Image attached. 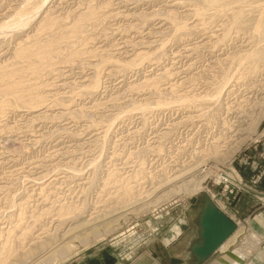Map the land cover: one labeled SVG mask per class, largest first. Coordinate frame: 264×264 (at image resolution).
<instances>
[{
	"label": "rangeland",
	"instance_id": "obj_1",
	"mask_svg": "<svg viewBox=\"0 0 264 264\" xmlns=\"http://www.w3.org/2000/svg\"><path fill=\"white\" fill-rule=\"evenodd\" d=\"M12 1L13 0H0V20L2 19L1 14L3 11L10 8L12 5L15 6L16 3L19 2L18 0H16L17 1L16 3L15 1H13L12 3ZM90 1L91 0H56L50 4V6L53 7V9L51 7V9L53 10V14L51 16L53 17L58 16L59 18L62 17V20L65 23L64 27L65 26L68 27L70 24H72L70 23V21L71 22L73 21V18H71L72 17L71 15L75 13L74 10H77V11L82 10L81 12H83L87 9L89 5L90 7L94 9L96 8L95 10L93 9L96 13L95 16H97V19L100 18L98 21L96 19L95 23L93 22V19H91L90 21L87 22L89 23V25H87V23L83 20V22L86 23L84 24L86 26L84 28V31H85L84 34L85 35L89 34L88 36H90L91 34V37H88L87 38L88 40L85 39L84 46L83 44H81L82 47L80 46V44H78L77 41H75L77 42V43H74V46H76L75 50H79V52L80 51L82 52L83 50V53H79L80 55L78 54V56L76 55L78 58L77 57L74 58L75 57L74 56L70 62L68 61V59H66L67 60L66 62L65 60V58H67L66 55L64 56L61 53H59V55L60 54L61 55L57 56L59 57L58 60L54 56L57 62L55 60L53 64H52V61H50V59L54 60L53 59L54 57L50 59L44 58L39 68L37 69L38 71L34 75L35 77L32 75L34 78H36L35 79L37 80L36 82L39 81L43 84H44V81L47 84L52 83L51 81L55 83L56 80L58 82L57 84H59L60 82V85H57L55 83L58 86L56 87L57 93L54 92L55 94L53 93L52 96L49 95L51 98H49L48 96L49 98L48 100L52 101V100H56L57 98H58L57 100H60L59 98H62L63 100L61 99L62 101L60 100V102H64L62 103L63 106L62 104H59V105L55 104L54 105L55 107L53 106L54 108H52L53 110L52 109H49L50 111L47 110L43 114V116L33 118L34 120L30 118V115L28 114V112L23 108L22 109L16 108L13 111L8 109V111H5V113L1 115L2 117L0 116V122H1L0 123V136H1L0 137V152H1L0 153V195H1L0 196V209H1L0 210V242L2 241L3 238H5L6 233H7L6 231L7 230L10 231V228L14 226V224L17 222L19 216H23L22 220H24L23 221V223H25L24 225L27 226V228L32 229V230L27 229V228L25 229L31 232L30 235L32 234V236L30 237H33L35 239L39 238V241H43L44 239L46 240L48 237L52 235H55V236L56 234L61 235L67 230V228L69 229V227L71 226L70 224L71 216L70 217L67 216L69 217L67 218L68 221L65 222L64 224H62L61 226L59 224V219H62L64 217L62 216L61 218L60 215L65 214L64 213V211L66 212L65 209L70 208V207L67 208V206L70 205V206L75 207L76 209L80 207L88 208L89 210L87 209L86 210L89 211V213L86 210L84 212L86 214L83 213V216L86 217L87 215L86 218H89L90 214H92L91 216H96V213L101 214V212L103 213L105 211H109L110 210L109 206H112L116 197L119 196V192H120L119 184L125 179L126 177L125 173L127 175L129 174L127 177L129 178V182L133 184H135V179L131 178L130 175L132 176L134 172L142 170L144 172L150 171L151 174L153 173V178L149 180V183H148L149 178L148 179L147 178L145 179L144 177L140 178L141 180L143 179L142 180L143 184L140 183L141 181H139L140 183L139 186L141 190L145 191L149 189L153 183L155 184L161 178L166 177L167 176L166 172L171 173L169 175H172V173H174L175 171L181 168L184 169L187 166H189L190 168L195 166V165L192 166L191 164L198 157H200L203 151L208 152L210 150L209 146L211 145V141L213 142L214 140L213 137L216 138L217 135L223 134L225 131H227L225 130L226 128L223 129L221 128V126L217 128V126L220 124H207L206 123L207 120L206 119L204 120L205 117L199 116L202 114L203 111H205V107L208 108L206 109L207 110L206 113L210 112L211 109L209 108H211V105L206 104V105H202L201 106L202 108L198 107L202 111L200 112V109L198 108L196 109V107H192L193 104H190L189 106H179V104L178 105L175 104L176 102L174 103L175 99L173 98L178 99L179 94H180L179 96L184 95L185 97H188V98L189 97L190 98H194V97L200 98L201 94L203 96L207 92V90H209V87H211L210 83L213 82L212 78L214 77L216 72L220 69L221 65H219V62L225 60L227 58V55L234 53V51L236 52L237 51L236 49L239 50V49H244L245 47H249L246 34L236 33L237 31H235V29L233 28L235 32L233 31V29H231L228 32L229 34H227L228 35L227 38L224 39V42L221 41L222 43L220 42L218 43L219 45L216 44V46H211V43L215 41L214 37L212 39L209 38V39L203 40L209 35L207 34L198 35L199 33L191 35V36H187V38L185 37L183 40H181L182 42L177 43V42H173V40L169 38L171 37L170 34H168L169 31L172 34V31L169 28L170 26L168 27V25H166L167 23L163 21V18L161 17L160 14L159 15L154 14V11H156L157 8H158L157 10L159 9L162 10V7H163L162 4L165 1H160V2L155 1L154 2L153 0L151 1L139 0L138 2V0H134V1L132 0L133 1L132 2L131 0H128V1L118 0L119 2L117 3H116V0H92L91 2ZM126 1H127V4H126ZM57 2L60 4H58ZM97 3H100V4H97ZM137 3H139L140 5L139 4L136 5ZM104 5H105V8L101 9L102 6L104 7ZM129 7L130 9H127ZM134 7L138 8V11H140L141 13L137 12V9L136 8L134 9ZM185 9L186 8L181 7L177 11L179 14H182L184 13ZM152 10H153V16L151 15ZM135 11H136V14L134 13ZM116 12H119L120 14H124V15H119V13L116 14ZM150 12L151 14H149ZM128 13H130V15ZM147 13L149 16L147 15ZM106 14L109 16H107ZM114 14H116L117 16ZM125 14L127 17L125 16ZM133 14L137 16L135 17V15ZM150 15L152 16V19L151 21H148L147 18L148 17L151 18ZM69 16H70V19H69ZM144 16H146V19L144 18ZM105 17L107 19H105ZM111 17H114V18H111ZM146 20L148 22L145 23ZM189 20L190 19H188V23H190L191 21L192 22L194 21V19H191L190 22ZM90 23L93 25H91ZM160 23L161 25L158 26V24ZM130 24H132V26H130ZM217 24L219 25V27L217 26ZM220 24L221 22L214 24L212 26L214 29L211 28L209 30L213 31L214 33L216 31L215 35L220 34L221 32ZM55 27L52 29L53 34L54 32L61 29V26H59V28L58 27L55 28ZM167 27H168V30L166 29ZM27 29H28L27 31H30L31 28H27ZM146 29L149 31L147 32ZM163 29H164V32H163ZM143 33H145V35ZM147 33H149V35ZM214 33L212 35H214ZM46 35L47 37H49L48 33L46 32H42V34L40 33L39 34L40 40L45 38ZM93 36L95 39L93 38ZM21 37L22 36H20L19 38ZM164 37H166L165 40L163 39ZM69 38L72 40L74 38V35H71ZM168 38H169V41L166 40ZM188 38L189 39L191 38L190 41ZM66 39L67 38H64L62 40L64 42H59L57 45L53 46V48L54 49L56 48V50H59L60 49L59 45H61V47H64L63 45H65ZM147 40H149L150 42L149 41L147 42ZM211 40L212 42L210 43ZM137 41L138 43L135 44ZM155 41L158 44L164 41L163 43L164 45L162 49L163 51L165 50L164 51L165 53H164L161 49L162 55L159 57L157 62L149 61L147 63L144 61L140 64H136L132 66L131 70L129 69L126 72L116 71V73L115 72L111 73L112 75L108 73V67L110 63H108V65L101 63L102 67H104L103 65H105V67L107 66L108 67L106 69L105 67L102 68L100 65L101 69L99 70V81H98L99 82V85H98L99 93L97 91V93L94 94L92 97L86 98L87 95L85 96L84 94H81L82 95L81 96L77 92L78 90L77 87L78 85L81 84L79 83V81L86 80L85 78L86 76L88 78L89 77L91 78L95 71L93 69L97 67L96 65L100 64L99 62L102 59L103 61L106 60V58H110V57L111 58L113 57L114 59V57L116 56L115 57L116 60L117 59L120 60L119 58H122L121 60H125V59L127 60V59H130L132 55H134L133 53L135 51L137 52L144 48L147 51H152V50L154 51L156 48H158V44L156 46L154 44ZM203 41L209 44L207 46L203 45V47H197V46L202 45L204 43ZM97 42L99 46L97 45ZM143 42L144 43L146 42V44H144ZM242 42H244V46H241ZM60 43H62L63 45ZM142 43L144 45H141ZM77 44L79 45V47ZM213 44L214 42L212 43V45ZM9 45L11 48L13 44H9ZM136 45L138 48L140 47L139 50L136 47ZM146 45L149 46L148 47L149 49L152 46L153 47L150 50H148ZM5 46L6 45L0 46V48L2 47L0 49L1 52L4 53L2 55L0 52L2 56H4L5 54H6L5 56H7L8 53L11 51V50H7ZM6 47H9V46L7 45ZM185 47H186V51H185ZM95 48H98L101 51ZM104 48H106L105 51H104ZM63 49L61 48L60 50H63ZM108 50H109L110 55L108 53ZM111 52L114 53L113 54L114 56L111 54ZM127 52L129 53L131 57L127 54ZM1 55H0V59L3 60L1 58ZM61 56H63V59H62L63 61L61 60ZM46 59L48 60V63L49 61L51 62V64L50 63L46 64V66L49 65L50 67L51 65L52 66L51 68L55 69L54 72L57 69H59L57 70L58 72L56 71L55 78H54L55 73L53 72V70L50 71V68L48 66L47 67L43 66L45 65ZM59 60L61 61L59 62ZM161 60L163 61L161 62ZM1 62H4V61H0V63ZM93 64H95V66ZM163 64L166 66L164 67ZM46 68H49V70H47ZM65 72H67V74ZM57 74L60 75V78L59 76H57ZM63 74L66 75L67 77L63 76ZM90 74L91 76H89ZM160 74H162V76ZM79 75H81L85 79H82V77ZM26 76L27 75L24 74L22 77H20L22 80H24V83L27 82V81L25 82V79L29 78V76H27V78ZM149 77L152 79L154 78V79L153 80L151 79L152 80L151 81L150 79H148ZM34 78H32V80H34ZM260 78H261V81L263 80L262 82H264V74H261ZM62 79L65 80L64 82L66 83H64ZM144 80H147V81L149 80L150 81L149 83L151 84L142 85ZM136 81L139 84H137ZM87 83H89V81ZM131 83L132 85H134V87L130 85ZM62 84L64 85V87ZM140 84L142 86H140ZM239 84L240 85L236 86L237 88L234 87L233 93L230 94L226 100L228 106L230 105L229 106L230 108L229 116H232V115L234 116L235 114L237 115L236 112H240V110L241 112L242 111L245 112L246 110V113H249L251 111V108H252V111H254L253 114H257L259 111L255 110L254 108L255 106L253 107L251 106L253 105L251 103L254 101L253 98H252V101L250 100L253 94V92H250L253 89L252 87L253 85L250 84L249 79L248 81L241 80ZM137 86L138 87L140 86V88H138ZM169 87H172V88H169ZM23 89H25L24 86H23ZM244 89L245 90L248 89L245 91L246 93L243 91ZM181 90H182V93H181ZM23 92H25V90H23ZM70 93L72 94L69 95ZM199 93H200V96H199ZM192 94H194V97ZM247 94L248 96H246ZM54 96H57V97L53 98ZM66 97H68L69 99L67 98L68 99L67 100ZM240 97H243V98L250 97V99L248 98L247 101H245L243 100V98H240ZM64 98L66 99V101L64 100ZM139 99L140 100L142 99L143 104H140V103L138 104V102L142 103V101H140ZM90 100L92 101L90 102ZM94 100L97 102V104L96 102H94ZM153 100H155L154 103L160 100V101H163L164 103H170V104H165L161 107L157 106V104L156 105L152 104V107H153L152 109H149L150 108L149 106L148 107L145 106L147 105L145 101L153 102ZM248 100H250L249 102L251 103V105L248 102ZM135 101L137 102L135 103ZM67 102H68V106L69 105L71 106V107L67 106L68 109L66 108ZM133 105L147 107V110L144 112L145 114L143 113V115L142 114L140 115V113L138 114L134 112V113H131L132 114L131 116V114L124 113L126 109H128L129 107L130 108L133 107ZM207 105L210 107H207ZM243 106L246 109H243ZM247 106H249V109ZM78 107L81 108V111H79ZM62 109L65 110V111H62L63 113L61 112ZM69 109L71 110L69 111ZM74 110H77L78 112L77 111L74 112ZM252 111L250 112L251 115H252ZM65 112L66 113L69 112V113L65 115ZM71 112H74V113L71 114ZM220 112L222 113L221 116L223 117L225 116L224 114L228 115L227 113H224L225 109H224V112L223 110H221ZM74 114L76 115L78 114V115L77 116L75 115L74 117ZM108 121L113 122V124L111 125V128L108 127L110 124L108 123ZM258 121L259 123L257 125L256 132L252 133L249 139H247L242 144H240L238 149H236L234 153H230V152H229L230 154L226 153L228 149L225 146L227 144L221 143L220 146H222L221 149L223 150L219 148L220 154L218 152L219 155L217 156L215 155L216 157H212L211 161H208L209 163L206 165V166H209L211 164L214 166L215 164L218 169H225V167L227 168L229 166H232L241 176L243 180L244 188L237 187L233 184L227 185V187H225L223 182H220V183L216 182V178L214 174L212 173L208 175L205 174V172L209 170L205 166L203 168L204 169L203 173H201L202 175H200L201 177L204 176V174L206 175V177L202 180L203 189L200 190L198 193H196L194 196L181 197V198L180 196H176L174 199L170 201L162 202L158 207H155L154 209H151L150 211L141 212L137 214H129L127 218H122L116 221L117 224L116 223L114 224L112 231H109L108 233H106L103 237H101L98 240H91L86 245H82V246L79 245L78 248L74 250V253H72L71 255H69L68 257L62 260L56 261L54 264H81V263L84 264L85 262L89 261L91 258L95 257L96 254H100L101 252L108 253L111 255V257L114 256L112 260L106 261L104 262V264L106 263L108 264L111 262L112 263L119 262L120 264H134V263L136 264L138 262L139 257L145 253L147 255L148 253L150 254L152 253L155 255V257H158L160 256V252H159L160 249L162 248L164 249V247L159 241V237L163 233V231L171 224V222H173V220L180 213H185L187 215L188 220L190 221V229L181 236V238L183 239L182 243L175 249L176 251L175 254H177L178 257H184L187 254L185 247H187V245L189 244V241H193L195 239L197 240V235L195 234L196 231L194 230V228H196L194 222L196 220V216L198 212L200 211V206L198 205L197 202L191 203L190 200L191 198H199L202 195H207L208 197L212 198L215 204L217 203V205L224 206V210H225L224 213L228 218L232 219V221L235 223V230L240 226L243 227V233L237 238L236 242L225 250L218 249L217 251L219 252L216 251V254L211 256L213 257L214 260L208 264H223L222 262L220 263V261H218L220 259L219 257H221L222 255L220 254V252H225L229 250L231 251L239 250L240 253L244 255L243 259H241V261L239 260L238 264H252V263L253 264H264V238H262L261 236L257 234L256 232L257 230L254 227L255 225H259L260 223H262L263 222L262 219L264 218V217H261L262 216L261 214H263L264 216V199L260 198L264 195V117L259 118ZM219 128L221 129V131L222 130H225V131H223L222 133L219 130ZM201 148H204V149H201ZM199 149L202 151H198ZM222 152L223 153L225 152V154H223ZM224 157H225V160H224ZM216 161L218 163H216ZM142 167H144L145 169ZM189 167L187 170H190ZM211 170L213 171L214 168L211 167ZM156 172H158L159 174H157ZM154 173H156L155 176H154ZM44 174H45V177H44ZM111 175L114 176V178H112ZM7 176L8 177L10 176V177L8 178ZM159 176L161 178H158ZM127 177L125 180H128ZM248 188H251L255 190L256 192H260V194H258V196L254 195L252 194V192L247 190ZM60 204L63 206L65 205L63 210L62 208L59 207ZM93 205L97 210L93 207ZM103 206L105 207L104 210H103ZM223 206L221 207L223 208ZM73 207L70 209H73ZM91 207H93L95 211L92 210ZM90 211H94V212L90 213ZM74 212H75V209H74ZM34 214L38 217L36 218ZM33 220L36 221L35 224ZM54 220H56V222ZM55 223H58V224L56 225ZM30 224H32L31 225L32 227L31 226L28 227V225ZM62 229L65 231H63ZM20 231H21L20 228H18L17 230H14L13 233L15 232L14 235L17 236ZM30 237L24 240L23 241L24 243L21 242L22 244L21 243L18 244L17 242L13 244L14 245L13 250H14L15 257L10 256L9 258H12L10 259L11 261L13 260L15 262L16 257L19 256L21 253H24L29 248L31 247L33 249L35 248L33 247L35 240L33 239V241L30 243L29 242L31 239ZM180 239H178L177 241H179ZM18 249H20V251ZM233 256L236 257L237 256L236 253L232 254V258H234ZM115 257H116V260H115ZM172 260L173 262H176L175 258ZM154 264H156V262ZM231 264H234V263H231Z\"/></svg>",
	"mask_w": 264,
	"mask_h": 264
},
{
	"label": "bare ground",
	"instance_id": "obj_2",
	"mask_svg": "<svg viewBox=\"0 0 264 264\" xmlns=\"http://www.w3.org/2000/svg\"><path fill=\"white\" fill-rule=\"evenodd\" d=\"M15 3L17 2L16 0ZM12 1V3H13ZM19 2L16 3L15 6H12L8 9H4L5 11H1L2 14V19L0 20V46L3 45H8L9 47L5 48L7 50H11L7 56H2L4 53L1 52V58L3 60L0 59V61H4L0 63V116L5 113V111H8V109L10 110H15L16 108H20V109H25L28 114L30 115V118H37L39 116H43V114L49 110L54 108L55 104L59 105L62 104L64 102H60V100L62 98H59L60 100H48L49 98H51L49 95L52 96V94L55 92L57 93L56 87H58L57 85V80H56V84L51 81L52 83H46L44 81V84L41 82H36L37 80H35L36 78H34L36 72L38 71L37 69L39 68L42 60H44V58L50 59L52 57H56V59L58 60L59 57H57L59 55V53H61L62 55H66L68 59V61L70 62L71 59L74 57L76 58L78 56L79 53H83L79 50H75L74 43L80 44V46L82 47L81 44H83L84 46V41L85 39H87L88 37H91L88 35L84 34V28L86 27L84 24H86L88 21H90L91 19H93V22L95 23L97 16H95V9L90 7V5L87 7V9L83 12L81 11H77L74 10L75 13H71L73 18V21L70 23L68 27L65 26L64 21L62 20V17L59 18L57 17H53L51 16L53 14V7L50 6V4L56 0H18ZM92 1V0H91ZM90 1V2H91ZM128 1V0H127ZM126 1V4H127ZM132 1V0H131ZM134 1V0H133ZM132 1V2H133ZM144 1V0H142ZM147 1V0H145ZM151 1V0H148ZM155 1H165L163 2V7L162 10H157L154 11V14H160L161 17L163 18V21H165V23H167L166 25H168V27L170 28V30L172 31V34H170L173 42H182L181 40H183L185 37L187 38V36H191L194 34L199 33L200 34H207L209 36H207L205 39H209V38H215L214 44L212 45V40L210 41L211 46H216L219 45L218 43H220L221 41L224 42V39L227 38V34H229L228 32L231 29H235V31H237L236 33H242V34H246L247 35V41L249 43V47H245L244 49H236L237 51L230 55H227V58L223 61L219 62L220 69L216 72V74L214 75V77L212 78L213 82L210 83L209 90H207V92L201 97H193L194 98H188L185 97L184 95L179 96L178 95V99L177 98H173L174 103L175 104H179V106H189L190 104H193L192 107H196V109L198 107L202 108V105H211V109L210 112L206 113V108L205 107V111H201L200 108V112H202L201 115L202 117H205L204 120L206 119V123L207 124H220L217 126V128L219 126H221V128H226L225 130H222L219 128V130L223 133V131H225L223 134L217 135L216 138L213 137V142L211 141V145L210 150L208 152H202V154L200 155V157H196L195 161L191 164L195 165L193 167H189V166H185L186 168H181L177 171H175L174 173H172V175H169L171 173H167V176L164 178H161L160 176L158 178H161L160 180H158L157 183H153L152 186L147 189V190H141L139 184L142 183V180L140 178H149L148 179V183L149 180L151 178H153V173L151 174L150 171H136V172H132V176L130 175L131 178L135 179V184L130 183L129 182V178L127 177L128 175L125 173L126 177L128 178V180L125 179L120 182L119 184V196L116 197V199L114 200V203L112 206H109L110 210L109 211H105V212H101V214H97L96 216H91L92 214H90L89 218H86L85 216H83V213L85 212V210H89L88 208H75L73 206H67V208H72L73 209H65L66 212L64 211L65 214L60 215L61 218L62 216H64L62 219H59V224L60 226L62 224H64L65 222L68 221L67 218H69L71 216V226L69 227V229L67 228V230H63L65 231L63 234L61 235H52L50 237H48L46 240L44 239L43 241H39V238H33L30 237L32 236V234L30 235L31 232L25 230L27 228V226H25L23 223L24 220L23 216H19L17 222L14 224V226H12L10 228V231H6V236L5 238L2 239V241L0 242V264H54L56 261L58 260H62L66 257H68L69 255H71L72 253H74V250H76L78 248V246H82V245H86L88 242H90L91 240H98L101 237H103L106 233H108L109 231H112V228L114 226V224L122 219V218H127L129 214H137V213H141V212H147L150 211L151 209H154L155 207H158L162 202H167L170 201L172 199H174L176 196H180L181 197H192L194 196L196 193H198L200 190L203 189V185H202V180L206 177V175L208 174H214L215 178H216V182H223L224 186L226 185H230L233 184L237 187H242L243 186V180L241 178V176L238 174V172L232 167H225V169H218L216 167V165H209L206 166L209 162L211 161L212 157H216L217 155L220 154V150L222 146H220L221 143H226L227 145L225 147H227V152L226 153H234L236 149H238L239 145L242 144L244 141H246L247 139H249L252 135V133L256 132L257 129V125L259 123V118L264 117V82L261 81V74H264V0H153ZM60 2V1H58ZM57 2V3H58ZM62 2V1H61ZM86 2V1H85ZM89 2V1H88ZM119 2L118 0H116V3ZM130 2V1H129ZM139 2V0H138ZM141 2V1H140ZM11 3V2H10ZM83 3V2H82ZM87 3V2H86ZM103 3V2H102ZM124 3V1H123ZM136 3V1H135ZM60 4V3H58ZM56 4V5H58ZM100 4V3H97ZM119 4V3H118ZM134 4V3H133ZM132 4V5H133ZM139 3H137L136 5H138ZM150 4V3H149ZM55 5V4H54ZM53 5V6H54ZM108 5V4H107ZM117 5V4H116ZM140 5V4H139ZM151 5V4H150ZM97 6V5H96ZM112 6V5H111ZM131 6V5H130ZM52 7V9H51ZM101 7V5H100ZM108 7V6H106ZM127 7V6H125ZM138 7V6H137ZM144 7V6H143ZM151 7V6H149ZM148 7V8H149ZM184 7L186 8L184 10V13L179 14L178 13V9ZM98 8V7H97ZM105 8L102 6L101 9ZM110 8V7H109ZM119 8V7H118ZM136 7H134L135 9ZM72 9V8H71ZM94 9V10H93ZM100 9V10H101ZM121 9V8H120ZM127 9H130L127 8ZM133 9V10H134ZM137 12L138 11V8ZM3 10V9H2ZM99 10V9H98ZM106 10V9H105ZM111 10V9H110ZM181 10V9H180ZM104 11V10H103ZM102 11V12H103ZM117 11V10H116ZM120 11V10H119ZM130 11V10H129ZM144 11V10H142ZM151 11V10H150ZM80 12V13H79ZM108 12V11H107ZM114 12V11H113ZM183 12V10H182ZM111 13V12H110ZM119 12H116V14ZM127 13V12H126ZM131 13V12H130ZM130 13H128L130 15ZM136 14V11L134 12ZM141 13V12H140ZM181 13V12H180ZM65 14V13H64ZM105 14V13H104ZM113 14V13H112ZM114 14V15H116ZM132 14V13H131ZM133 14V15H135ZM151 14V12L149 13ZM107 15V14H106ZM105 15V16H106ZM112 15V16H114ZM119 15H124V14H120ZM128 15V16H129ZM131 15V16H133ZM140 15V14H139ZM138 15V16H139ZM144 15V14H143ZM142 15V16H143ZM148 15V13H147ZM153 16V10H152V14ZM150 15V16H151ZM68 16V15H67ZM104 16V15H103ZM102 16V17H103ZM109 16V15H107ZM111 16V14H110ZM117 16V15H116ZM126 16V14H125ZM137 15H135L136 17ZM149 16V15H148ZM151 18H147L148 21H151ZM180 16V17H179ZM99 17V16H98ZM120 17V16H119ZM127 17V16H126ZM114 18V17H111ZM116 18V17H115ZM121 18V17H120ZM125 18V17H124ZM131 18V17H130ZM144 18L146 19V16H144ZM70 19V16H69ZM95 19V20H94ZM100 19V18H99ZM97 19V21L99 20ZM105 19H107L105 17ZM142 19V18H141ZM158 19V18H157ZM188 19H194V21L189 22L188 23ZM224 19V20H223ZM67 20V18H66ZM83 20L86 22H83ZM112 20V19H111ZM139 21V20H138ZM147 20L145 21L148 22ZM136 22V21H135ZM140 22V21H139ZM161 22V21H160ZM221 22V32L220 34H216L213 31H210L209 29H214L212 26L216 23ZM92 23V22H91ZM90 23V24H91ZM100 23V22H99ZM103 23V21H102ZM143 23V24H145ZM151 23V22H150ZM164 23V22H163ZM111 24V23H110ZM142 24V23H140ZM149 24V23H148ZM87 25H89V23H87ZM93 25V24H91ZM138 25V23H137ZM161 25L158 24V26ZM58 27L61 26V29L54 32V34L52 33V29L54 27ZM130 26H132V24H130ZM135 26V25H134ZM141 26V25H140ZM146 26V25H145ZM149 26V25H148ZM157 26V24H156ZM217 26L219 27V25L217 24ZM55 27V28H56ZM91 27V26H90ZM97 27V26H96ZM138 27V26H137ZM168 27L166 28L168 30ZM27 28H31L30 31H27ZM57 28V29H58ZM130 28V27H129ZM133 28V27H132ZM153 28V27H151ZM217 28V27H216ZM51 29V30H50ZM117 29V28H116ZM139 29V28H138ZM150 29V28H149ZM157 29V27H156ZM159 29V28H158ZM161 29V28H160ZM233 29V31H234ZM87 30V29H86ZM135 30V28H134ZM145 30V29H144ZM147 30V29H146ZM151 30V29H150ZM153 30V29H152ZM166 30V31H167ZM216 30V29H215ZM220 30V29H219ZM89 31V30H88ZM149 30H147L148 32ZM162 31V30H161ZM234 31V32H235ZM42 32H46L48 33L45 36V38H43L42 40H40V36L39 34ZM51 32V33H50ZM144 32V31H143ZM164 32V29H163ZM162 32V33H163ZM168 32V31H167ZM166 32V34H167ZM218 32V31H217ZM88 33V32H86ZM115 33V32H114ZM160 33V32H158ZM161 33V34H162ZM214 33V35H212ZM142 34V33H141ZM145 35V33H143ZM149 35V33H147ZM153 34V33H152ZM160 34V35H161ZM164 34V33H163ZM52 35V36H50ZM71 35H74V40L70 39L69 37ZM96 35V34H95ZM125 35V34H124ZM151 35V34H150ZM155 35V34H154ZM159 35V36H160ZM241 35V34H240ZM20 36H22L21 38H19ZM111 36V35H110ZM136 36V35H135ZM142 36V35H141ZM156 36V35H155ZM205 36V35H204ZM85 37V38H84ZM96 37V36H95ZM106 37V36H105ZM151 37V36H150ZM194 37V36H193ZM198 37V36H197ZM64 38H67L65 41V45H63L64 47H61V45H59V48L65 50H56V48L54 49L53 46L57 45L59 42H64L62 41ZM94 38V36H93ZM166 37H164L163 39L165 40ZM169 38L166 39L169 41ZM92 39V38H91ZM95 39V38H94ZM93 39V41H94ZM126 39V38H125ZM150 39V38H149ZM162 39V40H163ZM189 39V38H188ZM191 39V38H190ZM189 39V41H190ZM88 40V39H87ZM97 40V39H96ZM13 41V43H12ZM77 41V42H75ZM92 41V40H91ZM136 41V40H135ZM149 40H147L148 42ZM161 41V40H160ZM158 41V42H160ZM197 41V40H196ZM201 41V39H200ZM207 41V40H206ZM226 41V40H225ZM231 41V40H230ZM122 42V41H121ZM130 42V41H129ZM140 42V41H139ZM150 42V41H149ZM152 42V41H151ZM156 42V41H155ZM155 46L158 44L157 42L155 43ZM166 42V41H165ZM195 42V41H194ZM199 42V41H198ZM204 42V41H203ZM135 43V42H134ZM138 41L135 43L137 44ZM144 43V42H143ZM146 44V42L144 44ZM163 42H160L158 44V48H154L155 50L153 51H147L145 48L140 50V51H135L132 55V57L129 55V53L127 52V54L131 57L130 59H125V60H121L122 58H119L120 60H116V56L111 58H106V60L103 61V59L99 62L100 64L96 65L97 67H95L93 70L94 74L92 75V79L89 77H85L86 80L84 81H79V83H81L80 85H78V90L77 92L81 95L84 94L85 96L87 95L86 98H90L92 97L94 94L97 93L98 91V85H99V70L101 63L102 64H106L108 65V63H110L109 67H108V73L111 74L113 72L116 73V71H121V72H126L127 70H131V67L136 65V64H140L142 62H149V61H153V62H157V60L159 59V57L162 55V51H163ZM222 43V42H221ZM235 43V42H234ZM9 44H13L12 47L10 48ZM77 44V45H78ZM94 44V43H93ZM150 44V43H149ZM201 44V42H200ZM209 43L204 42L202 45L197 46V47H203L207 46ZM241 44V43H240ZM243 44V45H242ZM241 46H244V42H242ZM98 45V42H97ZM96 45V46H97ZM114 45V44H113ZM118 45V44H117ZM131 45V43H130ZM139 45V46H141ZM199 45V43H198ZM232 45V44H231ZM247 45V44H246ZM245 45V46H246ZM99 46V45H98ZM101 46V44H100ZM110 46V45H109ZM128 46V45H127ZM134 46V44H133ZM147 46V45H146ZM145 46V47H146ZM178 46V45H177ZM222 46V44H221ZM224 46V44H223ZM79 47V45H78ZM105 47V46H104ZM107 47V46H106ZM118 47V46H117ZM125 47V46H124ZM132 47V46H131ZM137 47V45H136ZM149 46H147L148 48ZM153 47V46H152ZM151 47V48H152ZM189 47V46H188ZM192 47V46H190ZM196 47V45H195ZM232 47V46H231ZM2 48V47H1ZM0 48V49H1ZM10 48V49H9ZM93 48V47H92ZM99 48V47H98ZM95 48V49H98ZM138 48V47H137ZM140 48V47H139ZM138 48V50H139ZM150 48V49H151ZM212 48V47H211ZM241 48V47H239ZM109 49V48H108ZM112 49V48H111ZM131 49V48H130ZM136 49V48H134ZM148 48V50H150ZM162 49V51H161ZM191 49V48H190ZM195 49V48H194ZM209 49V48H208ZM226 49V48H225ZM6 50V51H7ZM90 50V49H89ZM100 50V49H98ZM96 50V51H98ZM106 50V48H104V51ZM120 50V49H119ZM189 50V49H188ZM213 50V49H212ZM3 51V50H2ZM101 51V50H100ZM99 51V52H100ZM129 51V50H128ZM165 51V50H164ZM163 51V52H164ZM168 51V50H167ZM185 51H186V47H185ZM230 51V50H229ZM5 52V51H4ZM95 52V50H94ZM107 52V51H106ZM105 52V53H106ZM117 52V51H116ZM119 52V51H118ZM125 52V51H124ZM123 52V53H124ZM194 52V51H193ZM210 52V51H209ZM221 52V51H220ZM224 52V51H223ZM109 53V50H108ZM107 53V54H108ZM126 53V52H125ZM165 53V52H164ZM175 53V52H174ZM189 53V52H188ZM228 53V52H226ZM225 53V54H226ZM231 53V52H230ZM60 54V55H61ZM86 54V53H85ZM106 54V55H107ZM111 54L113 55L114 53L111 52ZM187 54V53H186ZM59 55V56H60ZM77 55V56H76ZM80 55V54H79ZM91 55V54H90ZM104 55V53H103ZM110 55V53H109ZM123 55V54H122ZM126 55V54H125ZM181 55V54H180ZM184 55V54H183ZM213 55V54H212ZM85 56V55H83ZM82 56V57H83ZM101 56V55H100ZM114 56V55H113ZM174 56V55H173ZM186 56V55H185ZM224 56V55H223ZM55 57L53 58L54 60L53 62L56 60ZM97 57V56H96ZM105 57V56H103ZM108 57V56H107ZM128 57V56H127ZM225 57V56H224ZM78 58V57H77ZM129 58V57H128ZM46 59L45 65L43 62V66H46V64H51V62ZM63 59V56H61V60ZM70 59V60H69ZM92 59V58H91ZM101 59V58H100ZM217 59V58H216ZM219 59V58H218ZM56 60V62H57ZM59 60V62L61 61ZM95 60V59H94ZM63 61V60H62ZM97 61V60H96ZM99 61V60H98ZM163 60H161L162 62ZM183 61V60H182ZM219 61V60H217ZM216 61V62H217ZM67 62V60H66ZM90 62V61H89ZM215 62V63H216ZM74 63V62H73ZM80 63V62H79ZM94 63V62H93ZM218 63V62H217ZM64 64V63H63ZM75 64V63H74ZM82 64V63H81ZM87 64V63H86ZM92 64V63H91ZM97 64V63H96ZM56 65V64H55ZM60 65V64H59ZM89 65V64H88ZM95 66V64H93ZM153 65V64H152ZM164 65V64H163ZM174 65V64H173ZM42 66V67H43ZM49 67V65H47ZM46 66V67H47ZM93 66V67H94ZM105 67V65H103ZM166 65H164L165 67ZM178 66V65H177ZM188 66V65H187ZM52 66L50 65V71L54 70L53 68H51ZM72 67V66H71ZM102 67V65H101ZM102 67V68H104ZM107 67H105L107 69ZM45 68V67H44ZM49 68H46L47 70H49ZM183 68V67H182ZM43 69V68H42ZM91 69V68H90ZM185 69V68H184ZM41 70V69H40ZM59 70V69H57ZM56 70V71H57ZM61 70V69H60ZM67 70V69H66ZM69 70V69H68ZM189 70V69H188ZM56 71L53 73L54 74V78L56 75ZM63 71V69H62ZM61 71V72H62ZM83 71V70H82ZM134 71V70H133ZM162 71V70H160ZM166 71V70H165ZM203 71V70H202ZM207 71V70H206ZM45 72V71H44ZM47 72V71H46ZM58 72V71H57ZM69 72V71H68ZM101 72V71H100ZM107 72V71H106ZM120 72V73H121ZM178 72V70H177ZM199 72V71H198ZM209 72V71H208ZM49 73V71H48ZM67 74V72H65ZM103 73V72H102ZM105 73V72H104ZM119 73V74H120ZM155 73V72H154ZM162 73V72H161ZM169 73V72H168ZM27 75L29 76L28 79L22 80L20 77H22L23 75ZM40 74V73H38ZM62 74V73H61ZM70 74V73H68ZM101 74V73H100ZM34 77H33V76ZM83 75V74H82ZM112 75V74H111ZM158 75V74H157ZM162 76V74H160ZM176 75V74H175ZM211 75V73H210ZM26 76V78H27ZM49 76V75H48ZM57 76L60 75L57 74ZM63 76H66L63 74ZM62 76V78H63ZM81 76V75H79ZM91 76V74L89 75ZM122 76V75H121ZM167 76V75H165ZM25 77V76H24ZM37 77V76H36ZM39 77V76H38ZM67 77V76H66ZM69 77V75H68ZM82 77V76H81ZM158 77V76H156ZM164 77V76H163ZM172 77V76H171ZM174 77V76H173ZM32 78H34V80H32ZM79 78V77H78ZM84 77H82V79H85ZM88 78V79H87ZM123 78V77H122ZM165 78V77H164ZM170 78V77H168ZM24 79V78H23ZM43 79V78H42ZM58 79V78H56ZM80 79V78H79ZM91 79V80H89ZM115 79V78H114ZM145 79V77H144ZM147 79V78H146ZM148 79H152V78H148ZM154 79V78H153ZM152 79V80H153ZM250 84H252L253 86V91L250 88V92H253L251 99L250 97H248L251 101L253 98V102H251L253 105H251V103L249 102L250 100H248V102L250 103V105L253 107L255 106V110H258L257 114H253L254 111H252V115L249 113L245 112H236L237 115L235 116H229V106L227 104V98L230 94L233 93L234 91V87H236L237 85H240L239 82H241V80H247ZM31 80V81H30ZM39 80V79H38ZM151 80V81H152ZM156 80V79H155ZM198 80V79H197ZM43 81V80H41ZM62 81L64 82L65 80L62 79ZM67 81V80H66ZM89 81V83H87ZM143 81V80H142ZM181 81V80H180ZM208 81V80H207ZM73 82V81H72ZM78 82V81H77ZM150 81L148 80H144V82L142 83V85H148L151 84L149 83ZM47 85H46V84ZM66 83V82H64ZM87 83V84H86ZM129 83V82H128ZM137 83V81H136ZM154 83V82H153ZM185 83V82H184ZM191 83V82H190ZM120 84V83H119ZM134 84V83H133ZM139 84V83H137ZM136 84V85H137ZM177 84V83H176ZM244 84V83H243ZM249 84V83H247ZM260 84V85H259ZM23 85L25 89H23ZM63 85V84H62ZM61 85V86H62ZM70 85V84H69ZM132 87H134V85H132V83L130 84ZM140 84V86H142ZM178 85V84H177ZM59 86V87H61ZM66 86V84H65ZM72 86V85H71ZM140 86L138 88H140ZM173 86V85H172ZM255 86V88H254ZM64 87V85H63ZM136 87V86H135ZM251 87V86H250ZM69 88V87H68ZM73 88V87H72ZM130 88V87H129ZM137 88V89H138ZM172 88V87H169ZM178 88V87H177ZM208 88V87H207ZM237 88V87H236ZM40 89V91H39ZM58 89V88H57ZM102 89V88H101ZM133 89V88H132ZM163 89V88H162ZM240 89V88H238ZM23 90H25V92H23ZM143 90V89H142ZM171 90V89H170ZM183 90V89H182ZM181 90V93H182ZM195 90V89H194ZM248 90V89H246ZM245 89L243 90L244 92L246 91ZM68 91V90H67ZM167 91V90H166ZM191 91V90H190ZM202 91V90H201ZM75 92V91H74ZM169 92V91H168ZM248 92V91H247ZM54 93V94H55ZM76 93V92H75ZM99 93V91H98ZM139 93V92H138ZM189 93V92H188ZM201 93V92H200ZM199 93V96H200ZM204 93V92H203ZM246 93V92H245ZM66 94V93H65ZM72 93H70L69 95H71ZM77 94V93H76ZM161 94V93H160ZM176 94V93H175ZM262 94V95H261ZM57 95V94H56ZM61 95V94H59ZM67 95V96H69ZM157 95V94H156ZM49 96V98H48ZM82 96V95H81ZM118 96V95H117ZM187 96V95H186ZM190 96V95H189ZM196 96V95H195ZM239 96V95H238ZM248 96V94L246 95ZM245 96V97H246ZM57 96H54L53 98H56ZM60 97V96H59ZM62 97V96H61ZM65 97V96H64ZM71 97V96H69ZM177 97V96H176ZM192 97V96H191ZM236 97V96H234ZM52 98V99H53ZM68 97H66L67 99ZM83 98V97H82ZM94 98V97H93ZM91 98V99H93ZM243 98V97H240ZM248 98H243V100L247 101ZM66 99L64 98V100L66 101ZM69 99V98H68ZM67 99V100H68ZM72 99V98H70ZM95 99V98H94ZM146 99V98H145ZM169 99V98H168ZM63 100V99H62ZM61 100V101H62ZM97 100V99H96ZM140 100V99H139ZM241 100V99H240ZM71 101V100H70ZM92 100H90L91 102ZM100 101V100H99ZM138 101V100H137ZM135 101V103L137 102ZM142 101V99L140 100ZM155 100H153V102H146L145 103L147 105L145 106H149V109H152V104H157V106H163L165 104H170V103H164L163 101L160 100H156L157 102L154 103ZM244 101V102H245ZM73 102V101H72ZM94 102H96L94 100ZM171 102V101H170ZM189 102V103H188ZM243 102V103H244ZM70 103V102H69ZM85 103V102H84ZM143 104L141 102H138V104ZM242 103V104H243ZM97 104V102H96ZM227 104V105H226ZM245 104V103H244ZM72 105V104H71ZM121 105V104H120ZM207 107H210L208 106ZM232 105V104H231ZM236 105V104H235ZM248 105V104H247ZM54 106V107H53ZM63 106V104H62ZM61 106V107H62ZM65 106V104H64ZM68 106V102L66 104V108ZM70 106V105H69ZM68 106V107H69ZM102 106V105H101ZM123 106V105H122ZM246 106V105H245ZM71 107V106H70ZM81 107V106H80ZM85 107V106H84ZM103 107V106H102ZM147 107L144 106H137V105H133V107H129L128 109L125 110L124 113L126 114H131V113H140V115L147 110ZM155 107V106H154ZM236 107V106H235ZM234 107V108H235ZM239 107V106H238ZM249 109V106H247ZM65 108V107H64ZM65 108V109H66ZM79 108V107H78ZM82 108V107H81ZM81 108H79V111H81ZM87 108V107H86ZM174 108V106H173ZM176 108V107H175ZM179 108V107H178ZM45 109V110H43ZM68 109V108H67ZM92 109V108H91ZM94 109V108H93ZM190 109V108H189ZM204 109V108H203ZM225 109V112H224ZM236 109V108H235ZM234 109V111H235ZM243 109L244 108L243 106ZM53 110V109H52ZM71 109H69L70 111ZM99 110V109H98ZM221 110H223L224 113H227L228 115L224 114L225 116H221L222 113L220 112ZM254 110V109H253ZM50 111V110H49ZM48 111V113H49ZM65 111V110H61ZM67 111V110H66ZM73 111V110H72ZM77 110H74V112H76ZM197 111V110H196ZM233 111V110H232ZM74 112H71L74 113ZM78 112V111H77ZM109 112V111H108ZM151 112V111H150ZM205 112V113H204ZM63 113V112H62ZM69 113V112H68ZM65 112V115L68 114ZM81 113V112H80ZM87 113V112H86ZM91 113V111H90ZM184 113V112H183ZM234 113V112H233ZM70 114V116H71ZM97 114V113H96ZM118 114V113H117ZM145 114V113H144ZM148 114V113H146ZM151 114V113H150ZM187 114V113H186ZM193 114V113H192ZM64 115V114H63ZM76 114H74L75 117ZM78 115V114H77ZM76 115V116H77ZM93 115V114H92ZM101 115V114H100ZM112 115V114H111ZM110 115V116H111ZM121 115V114H120ZM180 115V114H179ZM191 115V114H190ZM68 116V115H67ZM83 116V115H82ZM132 116V114H131ZM196 116V115H195ZM198 116V114H197ZM215 116V117H214ZM2 117V116H1ZM81 117V116H80ZM90 117V116H89ZM109 117V116H108ZM144 117V116H143ZM210 117V118H209ZM55 118V116H54ZM73 118V117H72ZM78 118V117H77ZM102 118V116H101ZM114 118V117H113ZM112 118V119H113ZM116 118V117H115ZM119 118V117H118ZM189 118V117H188ZM31 119V120H32ZM44 119V118H43ZM80 119V118H79ZM83 119V118H82ZM111 119V120H112ZM129 119V118H128ZM146 119V118H145ZM34 120V119H33ZM93 120V119H92ZM74 121V120H73ZM95 121V120H94ZM114 121V120H113ZM122 121V120H121ZM1 123V122H0ZM97 123V122H96ZM109 128H111V125L113 124V122H109ZM107 123V124H108ZM103 124V123H102ZM37 125V124H36ZM79 126V125H78ZM107 126V125H106ZM8 127V125H7ZM13 127V126H11ZM29 127V126H28ZM27 127V128H28ZM32 127V126H31ZM172 127V126H171ZM6 128V127H5ZM26 128V129H27ZM35 128V127H34ZM37 128V127H36ZM81 128V127H80ZM60 129V128H59ZM20 130V129H19ZM218 130V129H217ZM218 130V131H219ZM8 131V130H6ZM5 131V132H6ZM10 131V130H9ZM86 131V130H85ZM21 132V131H20ZM84 132V131H83ZM217 132V131H216ZM220 132V133H221ZM37 133V132H36ZM102 133V132H101ZM229 133V134H228ZM28 134V133H27ZM61 134V133H60ZM100 134V133H99ZM164 134V133H163ZM218 134V133H217ZM214 135V134H213ZM216 135V134H215ZM104 136V135H103ZM156 136V135H155ZM161 136V135H160ZM223 136V137H222ZM1 137V136H0ZM78 137V136H77ZM13 138V137H12ZM32 139V138H30ZM42 139V138H41ZM84 139V138H83ZM223 139V140H222ZM93 140V139H92ZM37 141V140H36ZM84 141V140H83ZM103 141V140H102ZM155 141V140H154ZM163 141V140H162ZM224 141V142H222ZM156 142V141H155ZM210 142V141H209ZM164 143V142H163ZM162 143V144H163ZM169 143V142H168ZM206 143V142H204ZM79 144V143H78ZM165 144V143H164ZM210 144V143H209ZM223 144V145H224ZM204 145V144H203ZM160 146V145H159ZM162 146V145H161ZM208 146V145H207ZM148 147V146H147ZM224 147V146H223ZM154 148V147H153ZM156 148V147H155ZM159 148V147H158ZM205 148V147H204ZM201 148V149H204ZM5 150V149H4ZM223 150V149H221ZM63 151V150H62ZM198 151H202V150H198ZM161 152V151H160ZM219 152V154H218ZM1 153V152H0ZM14 153V152H13ZM223 153V152H222ZM229 153V154H230ZM155 154V153H154ZM196 154V153H195ZM225 154V152L223 153ZM228 154V155H229ZM157 155V154H156ZM216 155V156H215ZM159 156V155H158ZM195 156V155H193ZM210 156V158H209ZM231 156V155H230ZM229 157V156H228ZM227 157V158H228ZM49 158V157H48ZM226 158V159H227ZM10 159V158H9ZM174 159V158H173ZM194 159V157H193ZM13 160V159H12ZM43 160V159H42ZM225 160V157H224ZM38 161V160H37ZM65 161V160H64ZM95 161V160H94ZM192 161V160H191ZM34 162V160H33ZM176 162V161H175ZM222 162V161H221ZM19 163V162H18ZM92 163V162H90ZM128 163V162H127ZM178 163V162H177ZM215 163V162H214ZM216 163H218L216 161ZM49 164V163H48ZM94 164V162H93ZM224 164V163H223ZM35 165V164H34ZM174 165V164H173ZM181 165V164H179ZM190 165V166H191ZM33 166V165H32ZM36 166V165H35ZM178 166V165H177ZM207 167L209 170L207 172H205L204 176H200L202 175L201 173H203V168ZM57 167V166H56ZM94 167V166H93ZM96 167V166H95ZM139 167V166H138ZM181 167V166H180ZM189 167L190 170H187ZM211 167L214 168V170H211ZM29 168V167H28ZM91 168V167H90ZM144 168V167H142ZM179 168V167H178ZM177 168V169H178ZM111 169V168H110ZM109 169V170H110ZM135 169V168H134ZM145 169V168H144ZM161 169V168H160ZM176 169V167H175ZM66 170V169H64ZM69 170V169H68ZM150 170V169H149ZM167 170V169H166ZM171 170V169H170ZM185 170V171H184ZM6 171V170H5ZM9 171V170H8ZM55 171V170H54ZM107 171V170H106ZM111 171V170H110ZM131 171V170H130ZM156 171V170H154ZM169 171V170H168ZM73 172V171H72ZM124 172V171H123ZM153 172V171H152ZM53 173V172H52ZM57 173V172H56ZM157 174H159L158 172H156ZM154 173V176L155 174ZM113 174V173H111ZM117 174V173H115ZM15 175V174H14ZM78 175V173H77ZM110 175V174H109ZM164 175V174H163ZM13 176V175H12ZM49 176V175H48ZM112 176V175H111ZM110 176V177H111ZM120 176V175H119ZM118 176V177H119ZM157 176V175H156ZM210 176V175H209ZM8 177V176H7ZM10 177V176H9ZM8 177V178H9ZM45 177V174H44ZM67 177V176H66ZM208 177V176H207ZM4 178V176H3ZM35 178V177H34ZM52 178V177H51ZM112 178H114V176H112ZM124 178V177H123ZM44 179V178H43ZM109 179V178H108ZM119 179V178H118ZM122 179V178H121ZM132 179V180H133ZM5 180V179H4ZM95 180V179H94ZM131 180V179H130ZM154 180V179H153ZM156 180V179H155ZM30 181V180H29ZM38 181V180H37ZM44 181V180H43ZM51 181V180H50ZM114 181V180H113ZM139 181H141L139 183ZM157 181V180H156ZM6 182V181H5ZM14 182V181H13ZM40 182V181H39ZM60 182V181H59ZM92 182V181H91ZM107 182V180H106ZM105 182V183H106ZM133 182V181H132ZM145 182V181H144ZM147 182V180H146ZM57 183V182H56ZM93 184V183H92ZM133 184V185H132ZM143 184V183H142ZM45 185V184H44ZM148 185V184H147ZM36 186V185H35ZM118 186V185H117ZM139 186V187H138ZM6 187V186H5ZM16 187V186H15ZM48 187V186H47ZM112 187V186H111ZM247 187V185H246ZM21 188V187H20ZM40 188V187H39ZM117 188V187H116ZM143 189V188H142ZM251 189V188H248ZM37 190V189H36ZM88 190V189H87ZM253 190V189H251ZM8 191V190H7ZM116 191V190H115ZM206 191V190H205ZM106 192V191H105ZM145 192V194H144ZM255 192V193H254ZM9 193V192H8ZM18 193V192H17ZM40 193V192H39ZM45 193V192H44ZM253 193L255 195L258 196L255 190H253ZM28 194V193H27ZM63 194V193H62ZM111 194V193H110ZM117 194V192H116ZM52 195V194H51ZM1 196V195H0ZM62 196V195H61ZM95 196V195H94ZM114 196V195H113ZM111 197V196H110ZM260 197V196H259ZM23 198V197H22ZM99 198V197H98ZM261 199H264V195L262 197H260ZM69 199V198H68ZM209 199L212 201V203L217 207V209L223 213V208L220 205H217V203L215 204V202L212 200L211 197H209ZM3 200V199H2ZM26 200V199H25ZM41 200V199H40ZM51 200V199H50ZM87 200V199H86ZM100 200V199H99ZM49 201V200H48ZM57 201V200H56ZM12 202V201H11ZM17 203V202H16ZM15 203V204H16ZM76 203V202H75ZM24 204V203H23ZM80 204V203H79ZM94 204V203H93ZM107 204V203H106ZM105 204V205H106ZM112 204V203H111ZM11 205V204H10ZM61 205V204H60ZM59 207L63 208L65 207V205H61ZM67 205V204H66ZM72 205V204H71ZM85 205V204H84ZM16 206V205H15ZM20 206V205H19ZM58 206V205H57ZM219 206V207H218ZM13 207V205H12ZM24 207V206H23ZM41 207V206H40ZM58 207V209H59ZM94 207V205H93ZM91 207L92 210H94V208ZM104 206H103V210H104ZM12 209V208H11ZM24 209V208H23ZM22 209V210H23ZM32 209V208H31ZM45 209V208H43ZM49 209V208H48ZM75 209V212H74ZM90 209V210H91ZM96 209V208H95ZM102 209V208H101ZM100 209V210H101ZM1 210V209H0ZM16 210V209H15ZM60 210V211H62ZM78 210V211H76ZM86 210V211H87ZM97 210V209H96ZM106 210V209H105ZM4 211V210H3ZM31 211V210H30ZM53 211V210H52ZM95 211V210H94ZM94 211H90L94 212ZM233 211V210H232ZM20 212V211H19ZM46 212V211H44ZM89 213V211H87ZM58 213V212H57ZM24 214V213H22ZM53 214V213H52ZM59 214V213H58ZM57 214V215H58ZM86 214V213H84ZM95 214V213H94ZM93 214V215H94ZM225 214V213H224ZM35 215V214H34ZM36 216V215H35ZM46 216V215H45ZM66 216V217H65ZM69 216V217H67ZM38 216H36L37 218ZM55 217V216H54ZM53 217V218H54ZM130 217V216H129ZM13 218V217H12ZM30 218V217H29ZM35 218V220H36ZM34 219V218H32ZM45 219V218H44ZM34 221V224L36 223V221ZM38 220V219H37ZM57 220V218H56ZM56 220H54L56 222ZM32 221V222H33ZM2 222V221H1ZM47 222V221H46ZM10 223V222H9ZM41 223V222H40ZM56 225L58 223H55ZM119 224V223H118ZM32 224L28 225V227H30ZM38 225V224H37ZM40 225V224H39ZM42 225V224H41ZM44 226V225H43ZM59 226V227H60ZM65 226V225H64ZM67 226V225H66ZM32 227V226H31ZM47 227V226H46ZM56 227V226H55ZM18 228H20V232L18 233V235H14L15 232L13 233L14 230H17ZM45 228V227H44ZM58 228V227H57ZM27 229H31V228H27ZM35 229V228H34ZM47 229V228H46ZM66 229V228H65ZM32 230V229H31ZM58 230V229H57ZM40 231V230H39ZM54 231V230H53ZM56 231V230H55ZM48 232V231H47ZM62 232V231H61ZM50 233V232H49ZM243 233V227H238L234 232L231 233V235L228 237V239L218 248L219 250H225L228 247H230L232 244H234L237 240V238ZM17 234V233H16ZM47 234V233H45ZM34 235V234H33ZM37 235V234H35ZM44 235V234H43ZM4 237V236H3ZM31 238L30 239V243L34 241V249L29 248L28 250H26L24 253H21L19 256L16 257L15 262L9 258L10 256L13 257L14 256V245L15 242H17L18 244H20L21 242H23L24 240H26L27 238ZM45 237V236H44ZM53 237V238H52ZM26 242V241H25ZM28 242V243H29ZM24 243V242H23ZM22 244V243H21ZM26 245V244H25ZM24 245V246H25ZM28 245V244H27ZM20 246V245H19ZM22 247V246H21ZM28 247V246H27ZM217 249V250H218ZM20 251V249H18ZM17 255V254H16ZM15 257V256H14ZM14 259V258H13Z\"/></svg>",
	"mask_w": 264,
	"mask_h": 264
},
{
	"label": "water",
	"instance_id": "obj_3",
	"mask_svg": "<svg viewBox=\"0 0 264 264\" xmlns=\"http://www.w3.org/2000/svg\"><path fill=\"white\" fill-rule=\"evenodd\" d=\"M247 190L253 192L251 189ZM190 202H197L200 206V211L194 222L197 228V240L191 244L189 251L195 259V264H202L235 231V223L224 213L220 212L207 195L191 198ZM189 229L190 221L187 215L180 213L163 231L159 241L163 247L167 248L180 239Z\"/></svg>",
	"mask_w": 264,
	"mask_h": 264
},
{
	"label": "crops",
	"instance_id": "obj_4",
	"mask_svg": "<svg viewBox=\"0 0 264 264\" xmlns=\"http://www.w3.org/2000/svg\"><path fill=\"white\" fill-rule=\"evenodd\" d=\"M252 194H254V193L252 192ZM198 214H199V212H198ZM198 214H197V216H198ZM261 215H260L261 217H264L263 214H261ZM197 216H196V218H197ZM262 220H263L262 223H260L259 225H255L254 227L257 230L256 231L257 234L259 236H261L262 238H264V218ZM194 230L196 231V232L195 231L194 232L197 235V228H194ZM182 240L183 239L181 238L179 241L175 242L174 244H172L168 248L164 247V249L163 248L160 249V251H159L160 256H158V257H155V255L152 253L151 254L148 253V255L146 253L141 255L136 264H154L155 262H156V264H195V259H194L193 255L191 254V252L189 251V247L191 246V244L196 239L193 241H189V244L187 245V247H185L187 254L184 257H178V255L175 254L176 253L175 249H176V247H178L182 243ZM217 252H219V251H217ZM233 253H236V255H237L236 257L233 256L234 258H232ZM214 254H216V252ZM220 254H222V255H221V257H219L220 259L218 261H220V263L222 262L223 264H229V263L230 264L231 263L238 264L239 260L241 261V259H243V257H244V255H242L239 250H233V251L229 250V251H225V252H220ZM113 257H111V255L108 253L101 252L100 254H96L95 257L91 258L89 261L85 262L84 264H104V262L112 260ZM174 258L176 259V262H173L172 259H174ZM115 260H116V257H115ZM177 260H178V262H177ZM213 260H214L213 257H210L209 259H207L202 264L211 263ZM227 262H229V263H227ZM108 264H120V263L119 262L118 263L117 262L116 263L111 262Z\"/></svg>",
	"mask_w": 264,
	"mask_h": 264
},
{
	"label": "built area",
	"instance_id": "obj_5",
	"mask_svg": "<svg viewBox=\"0 0 264 264\" xmlns=\"http://www.w3.org/2000/svg\"><path fill=\"white\" fill-rule=\"evenodd\" d=\"M224 184V183H223ZM225 187H227V185L225 186ZM219 207V206H218ZM225 212V210H224V208H223V213ZM232 220V219H231Z\"/></svg>",
	"mask_w": 264,
	"mask_h": 264
}]
</instances>
